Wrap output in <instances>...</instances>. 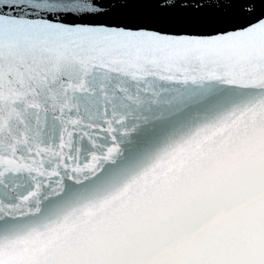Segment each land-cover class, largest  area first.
I'll return each instance as SVG.
<instances>
[{"label": "snow or ice", "instance_id": "1", "mask_svg": "<svg viewBox=\"0 0 264 264\" xmlns=\"http://www.w3.org/2000/svg\"><path fill=\"white\" fill-rule=\"evenodd\" d=\"M0 264H264V0H0Z\"/></svg>", "mask_w": 264, "mask_h": 264}]
</instances>
